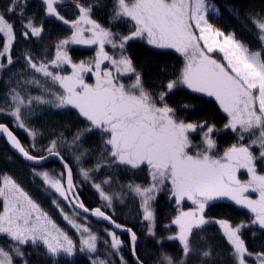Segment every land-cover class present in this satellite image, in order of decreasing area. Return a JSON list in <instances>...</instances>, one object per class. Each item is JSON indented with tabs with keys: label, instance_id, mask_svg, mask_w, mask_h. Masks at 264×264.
Returning <instances> with one entry per match:
<instances>
[{
	"label": "snow or ice",
	"instance_id": "6c2138e0",
	"mask_svg": "<svg viewBox=\"0 0 264 264\" xmlns=\"http://www.w3.org/2000/svg\"><path fill=\"white\" fill-rule=\"evenodd\" d=\"M61 2L42 0L44 14L69 25L71 36L54 45L50 59H37L25 52L23 59L32 76L18 79L16 86L4 93L0 105V114L11 117L15 127L33 140L39 132L30 128L26 120L35 114L36 106L71 108L86 121V126L73 133L71 140L61 133L39 149L40 153L60 160L66 169V184L62 179L64 173L61 178L48 172L37 174L74 209L109 222L112 229H104L110 237L103 241L107 245L106 255L119 257V264L128 261L121 251L124 241L115 230L130 235L134 264H146L137 251V234L101 207L85 206L75 191L73 170L62 150L73 157L81 176L99 193L107 209L113 208L114 199H120L121 193L109 194L104 190V185L113 183L111 174L98 183L96 174L121 166L147 169L148 186L129 183L127 188L141 199L142 219L148 222L147 235L157 244L163 239L177 241L181 250L179 258L161 250L155 264H189L192 256L197 257L198 264H214L217 254L213 246H201L207 238L198 236L197 242L193 240L194 233L211 224L219 225L231 247L233 264H250V260L251 264H264V251H249L242 238V230L252 226L264 232V6L246 13L259 43L257 50H252L235 33L225 34L210 22L209 17L220 11L212 0H113L111 27L92 18L93 9L100 4L73 0L78 16L68 20L58 11ZM27 3L28 0H8L0 7V71L15 62L12 51L17 23L25 39L40 37L44 31L43 23L37 24L35 16L24 19ZM13 16L18 20H13ZM118 23H126L127 31H114ZM137 40L153 49L173 50L182 59L171 73L166 66L159 69L166 79L160 81L158 91L146 86L144 71L128 52L129 43ZM69 44L94 45L95 55L74 61L67 50ZM106 46L112 51H107ZM217 52L223 54V61L215 57ZM89 76L94 82L86 80ZM28 86L39 89L41 94L32 95ZM181 88L212 98L226 115L223 129L231 131L236 142L221 151L213 138L218 131L215 123L181 118L167 100ZM193 107L181 105L184 110ZM95 132L100 134V145L93 152L83 147V139ZM193 134H198V142ZM0 136L29 161L47 159L43 154H32L5 123H0ZM31 148L35 149L36 144ZM91 156H95L96 162L84 167L86 158ZM242 170L247 179L241 178ZM161 192L176 205V215L171 220L176 230L167 237L157 236L151 203ZM249 193H255L256 198ZM224 198L247 209L251 220L233 225L227 219L209 218L206 210L212 202ZM0 201V237L8 241L6 245L0 244V264H29L32 253L26 252L28 246L50 264H59L60 259L71 258L77 251L88 253L90 264H113L112 260L96 255L100 237L78 222L79 212L69 216L56 200L52 201L68 225L79 233L77 243L7 174L0 177ZM185 202H191L192 207L185 210ZM68 264L72 262L69 260Z\"/></svg>",
	"mask_w": 264,
	"mask_h": 264
},
{
	"label": "trees",
	"instance_id": "16d2710c",
	"mask_svg": "<svg viewBox=\"0 0 264 264\" xmlns=\"http://www.w3.org/2000/svg\"><path fill=\"white\" fill-rule=\"evenodd\" d=\"M7 2L8 0H0V7L5 6ZM85 2L89 4H100V7L93 9L92 18L106 27L112 26L109 24V16L111 14L113 0H85ZM212 2L219 7L220 11L209 17L210 22L225 34L235 33L236 37L247 44L252 50H257L259 43L255 36V29L251 23L248 22L246 13L253 8L259 10L264 6V2H262V0H212ZM58 11L68 20H74L78 16V11L74 6L73 0H62L58 6ZM32 16H35L37 24L43 23L44 31L40 37L25 39L20 35V24H16V40L13 44L12 51L15 62L6 70L0 71V105H3L4 93L10 87H15L18 79H26L32 76L31 71L26 69L25 60L23 59V54L25 52H28L37 59H42L45 56L50 59L54 55V45L58 43L59 40L71 36L72 30L69 25H65L54 17H48L44 14L42 0H28L24 19ZM12 19L18 20V17L13 16ZM128 27L126 23H118L113 30L126 32ZM1 38L2 37H0V46H2L3 43V38ZM67 50L72 59L77 62L94 57L93 49L83 50L78 47L71 48L68 45ZM106 50L111 51V48L106 47ZM128 52L133 56L137 67L144 71L145 84L154 91L160 90V81L166 79V77L160 73L159 69L166 66L169 73H171L182 63L178 54L165 50L153 49L144 41L140 40L130 42ZM19 73H22V76L18 75ZM86 80L89 83L94 82L91 76L86 77ZM28 91L31 92L32 95L41 94L39 89L32 86H28ZM167 100L169 104L177 108L178 115L181 118L190 121L206 119L209 122L215 123L218 131L213 138L216 140L218 148L221 151L228 145L236 142L235 135L231 131L223 129V124L226 122V115L218 109V106H215L200 96L191 94L183 88L175 90L167 97ZM184 103L191 104L194 107L190 110H184L181 108V105ZM26 122L30 128L38 131L42 130V134L39 138L33 140L27 133L15 127L11 117L0 114V123L7 124L13 130L21 144L25 148H29L34 155H46V152L40 153L39 149L46 147L52 139H57L61 133H63L64 137L68 140H71L73 133L86 126V121L78 116L76 110L71 108L57 109L50 105L36 106L35 114L29 116ZM193 138L198 142V134H193ZM32 144H36L35 149L31 148ZM99 145V132L89 133L83 139V147L91 149L93 152H95ZM62 152L72 167L73 182H77L80 186L85 184L81 191L76 190L79 198L89 209L100 207V197L94 192L95 190L91 183L85 182L73 157L66 151L62 150ZM95 162V156L87 157L83 166L90 167ZM42 172H48L51 176L54 174L57 178H61L62 173L60 167L55 162L48 163L39 168L27 165L16 155L12 154L4 141L0 138V177L7 174L16 180V182L40 204L53 221L78 243L75 230L68 225L60 212V208H62L65 213L70 215L72 213L70 206L72 207V205L45 184L43 177L37 174ZM109 174L113 177V183L111 185H104V190L109 189L113 193H121V197L120 199H114L116 206H113V213L110 214L108 211H106V213L113 215V218L118 223L131 228L137 234V251L141 258L146 261V264H155L161 250L179 258L181 251L177 241L169 242L167 239H163L160 244H157L154 238L147 239L138 233V228L144 226L140 222V218L142 217V213L140 212L141 202L133 196L132 198L129 197L127 185L133 183L148 186L150 177L147 174V169H127L124 166H121L119 169H104L102 172L96 174V182L98 183L100 179ZM240 175L242 179H247V175L244 171H241ZM124 194H128V196ZM159 195L160 196L156 195V199L154 200L155 231L158 237H167L176 230V226L171 225V220L176 215V205L174 201L168 198L165 192H161ZM249 195L254 199L256 198L255 193H249ZM121 199L123 203H121ZM53 200L59 203L60 208H57L52 203ZM1 207L0 202V210L2 209ZM190 207H192L191 202L184 203L185 210ZM206 215L213 219H227L233 225L241 221L248 223L252 218V215L247 209L236 205L227 198L212 202L211 206L206 210ZM93 225L104 229L107 228L95 222ZM165 225H170V227L165 228ZM99 234L103 235L102 230L99 231ZM119 236L120 239L124 241V247L121 250L122 254L128 261V264H133L130 256L128 237L124 234H119ZM198 236H205L207 238L205 244L201 246H206L208 243L213 246V252L217 254L214 264H230L233 262L230 256L231 247L223 237L218 224L207 225L203 231L194 233V242H197L196 238ZM242 238L245 240L249 251H264V232H261L258 226L243 229ZM7 243L8 241L6 239L0 237V244L6 245ZM98 250L96 255L101 256V258L112 260L113 264H119V259L116 256L109 257L106 255L107 245L101 240L98 242ZM39 251L42 253V248ZM26 252L32 253L29 258V264H50V262L37 256V254L33 252L31 246L26 247ZM88 256V253H80L77 251L72 258L60 259L59 264H68L69 260L72 264H90ZM189 264H198L197 257H190Z\"/></svg>",
	"mask_w": 264,
	"mask_h": 264
},
{
	"label": "rangeland",
	"instance_id": "374dc122",
	"mask_svg": "<svg viewBox=\"0 0 264 264\" xmlns=\"http://www.w3.org/2000/svg\"><path fill=\"white\" fill-rule=\"evenodd\" d=\"M2 39V38H1ZM69 47H78V48H81V49H93L94 50V52H93V54L95 55V51H96V46H88V45H76V44H69ZM107 48H108V46H106ZM112 51V50H111ZM111 51H109V52H111ZM215 55V57L217 58V59H219V60H221V61H223V54H221V53H219V52H217V53H215L214 54ZM22 130V129H21ZM24 133H27V132H25L24 130H22ZM39 132V135L36 137V139L37 138H39L40 136H41V134H42V130L41 131H38ZM30 138H32V137H30ZM243 171V170H242ZM50 174V173H49ZM52 174V173H51ZM53 175V177H56L57 178V176L56 175H54V174H52ZM62 179L64 180V176L62 177ZM86 182V181H85ZM75 184V189L76 190H82L83 188H84V186H85V184H83V185H81L80 186V184L78 185L77 184V182H75L74 183ZM52 189V188H51ZM94 189V188H93ZM52 190H54V189H52ZM95 190V189H94ZM55 191V190H54ZM106 192H108L109 194H112L113 192L111 191V190H109V189H107V190H105ZM95 193H97L98 194V197H100L99 196V193L95 190L94 191ZM160 194V193H159ZM159 194H157V196H160ZM125 196H128V194H124ZM132 196L134 197V198H136L137 200H139L140 202H141V199H140V197L139 196H136L134 193H132L131 191H129V197H131L132 198ZM124 198V197H123ZM225 199V198H224ZM1 202V206H2V201H0ZM104 201H102L101 200V198H100V204H101V208L104 210V211H108L110 214L111 213H113L112 211H113V208L112 209H107V208H104ZM152 203V208L154 209V214H155V207H154V205H155V203H154V201H152L151 202ZM187 203V202H186ZM113 206H116V203L114 202L113 203ZM2 208V207H1ZM70 208H71V211H72V213L69 215V216H73L74 215V213L75 212H77L78 210H75L73 207H71L70 206ZM2 210V209H1ZM79 213H80V211H78ZM140 212L142 213V210H141V207H140ZM78 222H80V223H82V224H85V225H87L91 230H92V232L93 233H95L96 235H98L99 237H100V240L103 242L104 240H110V237H108V235H107V233L104 231V228H101V227H97V226H94L93 225V221L89 218V217H86V216H83V215H81V213H80V215H79V221ZM140 222L144 225V226H142L141 228H138V233H139V235H141V236H143L144 238H152V237H150V236H148L147 235V226H148V222H146V221H143V219H142V217L140 218ZM93 225V226H92ZM70 226V225H69ZM75 230V229H74ZM100 230H102V232H103V235H100L99 234V231ZM75 232H76V236H77V238H78V242H79V239H80V235H79V233L75 230ZM118 236H119V234H117ZM106 237V239H105V237ZM119 238H120V236H119ZM167 241H169V240H167ZM170 242V241H169ZM43 250V249H42ZM181 251V250H180ZM43 252V251H42ZM72 258V257H71ZM118 259H119V257H117ZM230 264H233V262H231ZM250 264H251V260H250Z\"/></svg>",
	"mask_w": 264,
	"mask_h": 264
},
{
	"label": "water",
	"instance_id": "95a60500",
	"mask_svg": "<svg viewBox=\"0 0 264 264\" xmlns=\"http://www.w3.org/2000/svg\"><path fill=\"white\" fill-rule=\"evenodd\" d=\"M0 138L4 141V143L6 144L8 150L16 155L19 159H21L23 162H25L27 165L31 166V167H34V168H39V167H42L48 163H51V162H55L58 164V166L60 167L62 173H64V182L66 184V169H64L62 163L60 162V160L56 157H52V156H47V154L45 156H47V159L45 160H40V161H29L27 159H25L22 154H20L15 148L12 147V145L6 140L5 137L3 136H0ZM76 191V189H75ZM77 192V191H76ZM219 201V200H217ZM217 201H214V202H217ZM94 209V208H93ZM75 210H78L80 211V213L86 217H89L93 222L95 223H98V224H102L104 225L105 227H107L108 229H112V226L109 224L108 221H105L101 218H98V217H95L93 215H91V213H84L83 210L81 209H75ZM114 230V229H113ZM117 232V234H124V235H127L128 237V242H129V250H130V256H131V260L134 264V258L132 257L131 255V249H130V235L127 233V232H123V231H120V230H115Z\"/></svg>",
	"mask_w": 264,
	"mask_h": 264
},
{
	"label": "flooded vegetation",
	"instance_id": "af4514ba",
	"mask_svg": "<svg viewBox=\"0 0 264 264\" xmlns=\"http://www.w3.org/2000/svg\"><path fill=\"white\" fill-rule=\"evenodd\" d=\"M162 51H164V50H162ZM165 51H169V52H171V53H174L173 50H165ZM180 59H181V58H180ZM181 60H182V59H181ZM125 82H127V80H126ZM146 86H147V85H146ZM186 90H187V89H186ZM187 91L190 92V90H187ZM190 93H191V92H190ZM191 94H195V93H191ZM195 95L200 96V97H202L203 99L208 100L209 102H211L212 104H214L215 106H217L216 103H215V101H214L212 98L205 97V96H203L202 94H195Z\"/></svg>",
	"mask_w": 264,
	"mask_h": 264
}]
</instances>
